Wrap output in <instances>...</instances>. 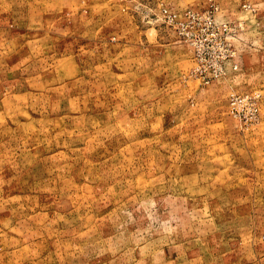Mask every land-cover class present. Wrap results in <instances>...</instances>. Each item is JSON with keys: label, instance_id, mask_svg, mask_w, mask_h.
Returning a JSON list of instances; mask_svg holds the SVG:
<instances>
[{"label": "rangeland", "instance_id": "374dc122", "mask_svg": "<svg viewBox=\"0 0 264 264\" xmlns=\"http://www.w3.org/2000/svg\"><path fill=\"white\" fill-rule=\"evenodd\" d=\"M0 264H264V0H0Z\"/></svg>", "mask_w": 264, "mask_h": 264}, {"label": "built area", "instance_id": "2783aa9c", "mask_svg": "<svg viewBox=\"0 0 264 264\" xmlns=\"http://www.w3.org/2000/svg\"><path fill=\"white\" fill-rule=\"evenodd\" d=\"M232 104H236V102L233 103V101H232ZM232 109H234V108H232ZM257 112H258V109L254 106V108L251 110V114H253L255 116L254 119L257 118L256 117ZM246 118L248 120H250L249 122H252L254 120V119H252L251 115L249 117L246 116Z\"/></svg>", "mask_w": 264, "mask_h": 264}, {"label": "bare ground", "instance_id": "6f19581e", "mask_svg": "<svg viewBox=\"0 0 264 264\" xmlns=\"http://www.w3.org/2000/svg\"><path fill=\"white\" fill-rule=\"evenodd\" d=\"M223 57V56H222ZM217 64V63H216ZM220 67V66H219ZM217 70V69H216Z\"/></svg>", "mask_w": 264, "mask_h": 264}]
</instances>
